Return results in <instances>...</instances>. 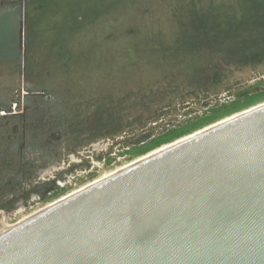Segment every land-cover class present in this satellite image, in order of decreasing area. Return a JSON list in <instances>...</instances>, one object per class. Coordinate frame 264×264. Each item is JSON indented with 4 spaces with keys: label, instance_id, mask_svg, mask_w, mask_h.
I'll use <instances>...</instances> for the list:
<instances>
[{
    "label": "rangeland",
    "instance_id": "374dc122",
    "mask_svg": "<svg viewBox=\"0 0 264 264\" xmlns=\"http://www.w3.org/2000/svg\"><path fill=\"white\" fill-rule=\"evenodd\" d=\"M33 9L31 81L51 101L28 110L22 152L21 135L9 138L23 123L0 122V225L264 101V43L239 44L257 31L248 0H35ZM17 38L1 17L0 95L22 83ZM244 87L250 95L236 98Z\"/></svg>",
    "mask_w": 264,
    "mask_h": 264
},
{
    "label": "water",
    "instance_id": "95a60500",
    "mask_svg": "<svg viewBox=\"0 0 264 264\" xmlns=\"http://www.w3.org/2000/svg\"><path fill=\"white\" fill-rule=\"evenodd\" d=\"M0 264H264V105L1 224Z\"/></svg>",
    "mask_w": 264,
    "mask_h": 264
},
{
    "label": "flooded vegetation",
    "instance_id": "af4514ba",
    "mask_svg": "<svg viewBox=\"0 0 264 264\" xmlns=\"http://www.w3.org/2000/svg\"><path fill=\"white\" fill-rule=\"evenodd\" d=\"M34 2L35 0H3L0 4V18H10L16 25L19 46L17 44L15 47V53L22 59V69L20 70V81H22V83L11 85L8 92L0 95V122H2L1 120H5V123L8 124L12 120H19L23 123V132L19 133L18 127H15L9 138L11 140L21 135L23 144L18 148L21 149V152L27 146L25 139L28 135L26 125L28 110L36 106L45 105L51 101V97L46 95V89H39L40 84L32 83L34 79L31 81V78L36 76V69L35 65L31 63L33 58H27V51L29 50L27 33L29 34V32H31L34 23ZM66 57L71 58V53L68 52ZM67 63L68 62L64 59L62 64L65 66L66 70L69 69ZM27 64L29 65L28 72ZM26 77H28V80H26ZM3 107H7V111L3 112ZM197 115H199V113ZM0 136L4 137L5 135L0 132ZM20 167H22V164ZM22 170L23 167L20 168L19 171Z\"/></svg>",
    "mask_w": 264,
    "mask_h": 264
},
{
    "label": "trees",
    "instance_id": "16d2710c",
    "mask_svg": "<svg viewBox=\"0 0 264 264\" xmlns=\"http://www.w3.org/2000/svg\"><path fill=\"white\" fill-rule=\"evenodd\" d=\"M248 2L250 3V5L251 6H253V7H255V10L253 11V13H250L252 16H253V22H258V23H256L257 24V26L255 27V30L257 29V31H255V33L254 34H252V35H250V33L248 32V31H246V34L249 36V38L250 39H246V40H244V41H242V42H240L239 44L241 45L242 43H246V42H253L252 43V45H251V47L252 48H254V49H256V44L257 43H264V42H262V41H264V31L263 32H261V30L262 29H264V1L263 0H248ZM254 14H255V17H254ZM254 26H255V24H254ZM219 38H222V36H221V34L218 36ZM179 38V37H178ZM177 38V40L176 41H179V42H181V43H183L184 41H183V38H181V39H178ZM192 41V40H191ZM188 42H190V41H188ZM234 50V49H233ZM257 50V49H256ZM232 52H235V54H237L236 56H235V58H237L238 56H239V58H237V59H240V63H243V62H245V61H247L246 60V58H247V55L246 54H244L245 52L243 51V50H239V49H236V50H234V51H232ZM229 55V54H228ZM233 56V55H232ZM227 61L225 62L226 64H230V63H232L233 62V60L231 59L230 61H228V59H226ZM248 62V61H247ZM249 63H251L250 65L251 66H254L255 65V62H249ZM233 64V63H232ZM209 72L210 71H213V70H211V69H209L208 70ZM262 86H264V82L261 84ZM260 85V86H261ZM262 88V87H261ZM244 89H246V87H244ZM253 89L255 90V88L253 87ZM244 92H246L245 94H244V96L242 97L241 95H239L238 97H236V98H244V97H248L249 95H250V92H251V89H246ZM199 115H197V116H195V117H193L192 119H189L190 120V122H192V120H194V119H199ZM189 123V122H188ZM143 138H145L144 136H143Z\"/></svg>",
    "mask_w": 264,
    "mask_h": 264
},
{
    "label": "bare ground",
    "instance_id": "6f19581e",
    "mask_svg": "<svg viewBox=\"0 0 264 264\" xmlns=\"http://www.w3.org/2000/svg\"><path fill=\"white\" fill-rule=\"evenodd\" d=\"M262 105H264V101L261 102V103H259V104H257V105H255V106H251V107L248 108V109H245V110L240 111V112H238V113H234V114L231 115V116L225 117V118H223V119H221V120H219V121H217V122H214V123H212V124H209V125H207L206 127L202 128V129H198L197 131H194V132H192V133H190V134H188V135H185V136H183V137H181V138H179V139H177V140H175V141H173V142H171V143H168V144L162 145L161 147L156 148V149H154V150L148 152V153L145 154V155H141L140 157L135 158L134 160H132V161L126 163L125 165H123V166H121V167H119V168H117V169H115V170H113V171H116V170H118V169H120V168H122V167H124V166H126V165H128V164H130V163H132V162H134V161H136V160L142 158V157H145V156H147V155H150V154H152V153H155V152H157V151H159V150H162V149H164V148H167V147L172 146V145H174V144H177V143H179V142H182V141H184V140H186V139H188V138H190V137H192V136H194V135H196V134H199V133H201V132H203V131H205V130H207V129H210V128H212V127H215V126H218V125H220V124H222V123H225V122H227V121H229V120H231V119H234V118H236V117H238V116H240V115H242V114H244V113H246V112H248V111H251V110H253V109L257 108V107H260V106H262ZM113 171H110V172H108V173H105V174L102 175L101 177H103V176H105V175H107V174H109V173H111V172H113ZM101 177H99V178H101ZM99 178H97V179H99ZM97 179H95V180H97ZM95 180H94V181H95ZM92 182H93V181H92ZM90 183H91V182H90ZM88 184H89V183H88ZM2 219H3V218H2Z\"/></svg>",
    "mask_w": 264,
    "mask_h": 264
}]
</instances>
